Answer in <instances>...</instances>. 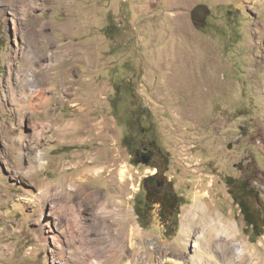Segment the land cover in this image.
Listing matches in <instances>:
<instances>
[{"label": "rangeland", "instance_id": "obj_1", "mask_svg": "<svg viewBox=\"0 0 264 264\" xmlns=\"http://www.w3.org/2000/svg\"><path fill=\"white\" fill-rule=\"evenodd\" d=\"M111 2L0 0V264H264L263 0H181L143 39ZM130 82L150 97L149 131L117 117ZM150 142L181 200L145 229L135 152ZM212 219L237 228L217 235Z\"/></svg>", "mask_w": 264, "mask_h": 264}, {"label": "flooded vegetation", "instance_id": "obj_2", "mask_svg": "<svg viewBox=\"0 0 264 264\" xmlns=\"http://www.w3.org/2000/svg\"><path fill=\"white\" fill-rule=\"evenodd\" d=\"M115 85L119 89V85ZM130 85L131 100L120 102L121 108L118 104L117 117L124 118L127 133L136 130L149 131L154 124L149 116L152 109L147 98L150 97L136 92L134 82H130ZM113 101L116 105L119 100ZM135 155L147 166V174L139 182L137 192L133 196V209L137 212L143 228L152 229L157 222L167 227L180 207L181 193L177 189L176 175L170 174L166 155L154 142L137 150Z\"/></svg>", "mask_w": 264, "mask_h": 264}, {"label": "crops", "instance_id": "obj_3", "mask_svg": "<svg viewBox=\"0 0 264 264\" xmlns=\"http://www.w3.org/2000/svg\"><path fill=\"white\" fill-rule=\"evenodd\" d=\"M122 1L128 5L126 8L128 14L124 16L125 18H129L128 31L131 29L141 39L149 31H155L156 33L160 31L163 35L164 18L160 16V12L166 5L179 6L181 4V0H112L111 4L113 3L117 7H122L120 5ZM149 6H152V8L147 9Z\"/></svg>", "mask_w": 264, "mask_h": 264}, {"label": "bare ground", "instance_id": "obj_4", "mask_svg": "<svg viewBox=\"0 0 264 264\" xmlns=\"http://www.w3.org/2000/svg\"><path fill=\"white\" fill-rule=\"evenodd\" d=\"M262 1V0H261ZM263 2H264V0H263ZM244 4V3H243ZM32 73V72H31ZM31 73H29V75H28V79H27V81H28V83H31V85L32 84H34V78L33 77H31L32 75H31ZM26 86V85H25ZM41 90V89H40ZM28 91V90H27ZM30 93H33V95H34V93H35V95L36 94H38L39 92H38V90H36V88L34 87H31V90H30ZM22 94V93H21ZM30 97V96H29ZM31 97H32V95H31ZM42 99V98H41ZM32 101V100H31ZM25 111H27V109L25 110ZM25 113V112H24ZM20 114V113H19ZM19 120V119H18ZM24 120V119H23ZM51 125V124H50ZM62 128V127H61ZM13 130V129H12ZM61 131V130H60ZM40 136V135H39ZM32 140H34V139H32ZM20 143V142H19ZM39 143V142H38ZM32 144H34V143H32ZM37 146V145H36ZM23 154V153H22ZM23 159V158H22ZM21 159V160H22ZM36 160H38V162H39V164H40V166L41 167H45L46 166V164H47V153L45 152V151H38V153H37V155H36ZM23 165V164H22ZM30 165H32L31 163H30ZM21 166V165H20ZM25 168H27V167H25ZM25 171V170H24ZM124 173V171H122V174ZM27 175V174H26ZM30 182V181H29ZM46 193V192H45ZM47 194V193H46ZM48 198V197H47ZM34 199V198H33ZM32 199V197L29 199V201H31L32 203H33V200ZM40 201V200H39ZM37 204V203H36ZM35 204V205H36ZM211 224L213 225V229L215 228V229H217L216 228V223L214 222V220L212 219L211 220ZM220 226H222L221 228V230H219V229H217V230H215V233L217 232V235H225L226 237H229L230 236V234H231V232L229 231L230 229H235L236 230V228H237V226L235 225V224H233L232 226H227V227H225L224 226V222L221 220L220 221ZM188 229V228H187ZM187 229H186V231H185V235H186V240H187V244H186V241H185V247L186 248H192L193 247V243H192V241H191V234L189 233V231H187ZM211 229L210 230H208V236L209 237H212L213 235L212 234H210L211 233ZM222 231V232H221ZM214 232V231H213ZM204 233H206L205 232V230H202V232H201V234L200 235H202L203 236V234ZM237 232L235 231V233L234 234H236ZM140 251L141 250H143V247H140V249H139ZM240 250V249H239ZM238 253H242L241 251H239ZM122 254V253H121ZM115 255H117V254H115ZM143 259V258H142ZM198 259V258H197ZM114 261V260H113ZM173 261H175V260H173ZM53 262H55L56 264H63L64 263V261H63V259H60V258H57V259H53ZM128 262V261H127ZM129 263H131V262H129ZM128 263V264H129ZM178 262H176L175 264H177ZM200 263V257H199V259H198V262H196L195 264H199ZM92 264H100L99 262H94V263H92ZM141 264V263H140ZM155 264H159V263H155Z\"/></svg>", "mask_w": 264, "mask_h": 264}, {"label": "water", "instance_id": "obj_5", "mask_svg": "<svg viewBox=\"0 0 264 264\" xmlns=\"http://www.w3.org/2000/svg\"><path fill=\"white\" fill-rule=\"evenodd\" d=\"M209 12H210V8L208 5L203 3L198 4L191 11L192 20L197 25L200 24L202 26H205Z\"/></svg>", "mask_w": 264, "mask_h": 264}, {"label": "trees", "instance_id": "obj_6", "mask_svg": "<svg viewBox=\"0 0 264 264\" xmlns=\"http://www.w3.org/2000/svg\"><path fill=\"white\" fill-rule=\"evenodd\" d=\"M239 196V195H238ZM235 197H237L236 195H235ZM239 198V197H238ZM239 200V199H238ZM238 203H239V205H240V207H241V211H242V213L244 214V216L246 217V220L249 222V216H250V213L248 212V211H246V209H245V204H244V202L242 201V199L241 200H239L238 201ZM253 227H254V230H256V228H255V224L252 222V223H250ZM262 233H259L258 235H261Z\"/></svg>", "mask_w": 264, "mask_h": 264}]
</instances>
